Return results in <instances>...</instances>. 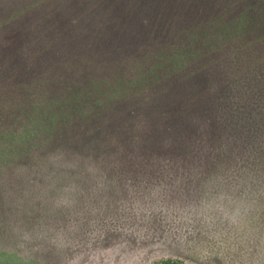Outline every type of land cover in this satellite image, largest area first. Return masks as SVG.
Returning <instances> with one entry per match:
<instances>
[{
  "label": "trees",
  "instance_id": "obj_1",
  "mask_svg": "<svg viewBox=\"0 0 264 264\" xmlns=\"http://www.w3.org/2000/svg\"><path fill=\"white\" fill-rule=\"evenodd\" d=\"M1 249L264 264V0H0Z\"/></svg>",
  "mask_w": 264,
  "mask_h": 264
},
{
  "label": "rangeland",
  "instance_id": "obj_2",
  "mask_svg": "<svg viewBox=\"0 0 264 264\" xmlns=\"http://www.w3.org/2000/svg\"><path fill=\"white\" fill-rule=\"evenodd\" d=\"M31 254L30 258L28 259V256H19L15 253L7 252L4 250H0V264H53L49 262L50 259H45L43 261L42 257L39 256H33V253L37 250L35 249H30ZM99 256L100 254H96L95 256H92L91 252L85 255L84 258L81 259H73L70 263L68 264H103L99 262ZM111 256V254H110ZM162 253L157 252L156 254H152L151 259H158L162 257ZM172 256V255H170ZM137 255L134 256L136 258ZM122 261H131V258L127 255L121 256ZM123 264V263H120ZM186 264H197L195 262H186Z\"/></svg>",
  "mask_w": 264,
  "mask_h": 264
}]
</instances>
